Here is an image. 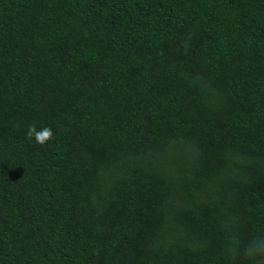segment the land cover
Segmentation results:
<instances>
[{
    "label": "trees",
    "instance_id": "1",
    "mask_svg": "<svg viewBox=\"0 0 264 264\" xmlns=\"http://www.w3.org/2000/svg\"><path fill=\"white\" fill-rule=\"evenodd\" d=\"M0 264H264V0H0Z\"/></svg>",
    "mask_w": 264,
    "mask_h": 264
},
{
    "label": "clouds",
    "instance_id": "2",
    "mask_svg": "<svg viewBox=\"0 0 264 264\" xmlns=\"http://www.w3.org/2000/svg\"><path fill=\"white\" fill-rule=\"evenodd\" d=\"M33 128H29L28 129V135L32 136L33 135ZM51 135V132L48 128H44L42 131L35 133V140L37 143H43L45 140H47L49 138V136Z\"/></svg>",
    "mask_w": 264,
    "mask_h": 264
}]
</instances>
